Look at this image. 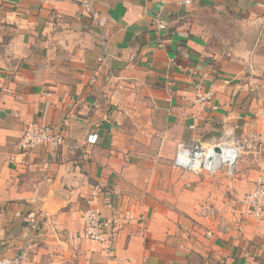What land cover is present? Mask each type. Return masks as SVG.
Instances as JSON below:
<instances>
[{
    "label": "crops",
    "instance_id": "obj_1",
    "mask_svg": "<svg viewBox=\"0 0 264 264\" xmlns=\"http://www.w3.org/2000/svg\"><path fill=\"white\" fill-rule=\"evenodd\" d=\"M193 5L234 29L189 27L176 0H0V259L264 264V216L240 214L264 180V0ZM29 123L61 133V148L22 151ZM225 127L261 153L232 177L175 169L179 147ZM89 203L112 223L110 252L82 239Z\"/></svg>",
    "mask_w": 264,
    "mask_h": 264
},
{
    "label": "built area",
    "instance_id": "obj_2",
    "mask_svg": "<svg viewBox=\"0 0 264 264\" xmlns=\"http://www.w3.org/2000/svg\"><path fill=\"white\" fill-rule=\"evenodd\" d=\"M176 1L180 6L191 7L198 0ZM84 6L85 11L95 17L90 3H85ZM156 26L160 30L166 27L161 21ZM104 52L107 53L106 49ZM99 62L102 63L103 59H99ZM200 99L203 102L207 100L202 97ZM63 143L64 139L61 133H53L47 127L29 123L22 131L19 148L26 152L37 147H47L54 154ZM262 148L263 142L238 137L232 128L225 127L217 143L203 145L196 142L188 147H179L173 159V166L178 171H185L196 176L202 174L214 176L224 169L225 174L232 177L236 163L242 155L248 151L260 154ZM36 201L37 197L31 200L32 203H36ZM240 205V214L244 217L260 219L264 216V180L261 177L256 179L253 190L240 200ZM82 220L84 226L82 239L100 244L107 252H110L115 237L111 221L107 220L90 203L82 212ZM24 222L31 232L37 231L39 228L35 213L28 214ZM27 254V249L22 250L12 258L0 259V264H24Z\"/></svg>",
    "mask_w": 264,
    "mask_h": 264
},
{
    "label": "rangeland",
    "instance_id": "obj_3",
    "mask_svg": "<svg viewBox=\"0 0 264 264\" xmlns=\"http://www.w3.org/2000/svg\"><path fill=\"white\" fill-rule=\"evenodd\" d=\"M195 6L193 5L189 9H193ZM213 9H207V10H199L198 8L191 10L190 14L192 16H189V20H186V23L189 27H193V25H198L202 29H205L207 31L214 30L216 28H219L221 31L228 32L233 28V18H227L226 20H222L220 15L217 14Z\"/></svg>",
    "mask_w": 264,
    "mask_h": 264
},
{
    "label": "water",
    "instance_id": "obj_4",
    "mask_svg": "<svg viewBox=\"0 0 264 264\" xmlns=\"http://www.w3.org/2000/svg\"><path fill=\"white\" fill-rule=\"evenodd\" d=\"M216 151H218V150H216Z\"/></svg>",
    "mask_w": 264,
    "mask_h": 264
}]
</instances>
